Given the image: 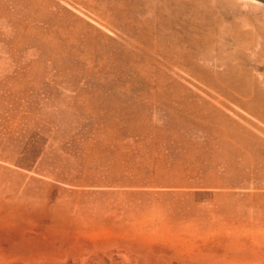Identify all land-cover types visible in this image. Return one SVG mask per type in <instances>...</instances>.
Listing matches in <instances>:
<instances>
[{
  "label": "rangeland",
  "instance_id": "rangeland-1",
  "mask_svg": "<svg viewBox=\"0 0 264 264\" xmlns=\"http://www.w3.org/2000/svg\"><path fill=\"white\" fill-rule=\"evenodd\" d=\"M0 264H264V0H0Z\"/></svg>",
  "mask_w": 264,
  "mask_h": 264
},
{
  "label": "bare ground",
  "instance_id": "bare-ground-1",
  "mask_svg": "<svg viewBox=\"0 0 264 264\" xmlns=\"http://www.w3.org/2000/svg\"><path fill=\"white\" fill-rule=\"evenodd\" d=\"M219 95H220V97L222 96V97L227 98V99H229V100H231V101L233 100V98L228 97V96H226V95H223L222 93H219ZM238 105H239V104H238ZM249 109H250V112H252V111H251V107H249ZM249 109H248V110H249ZM261 121H262V120H261Z\"/></svg>",
  "mask_w": 264,
  "mask_h": 264
}]
</instances>
